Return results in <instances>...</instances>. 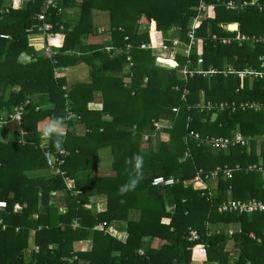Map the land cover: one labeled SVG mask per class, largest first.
<instances>
[{"label":"trees","instance_id":"1","mask_svg":"<svg viewBox=\"0 0 264 264\" xmlns=\"http://www.w3.org/2000/svg\"><path fill=\"white\" fill-rule=\"evenodd\" d=\"M45 1L0 0V35L8 36H0V123L22 106L13 135L20 136L0 139V199L7 202L0 264H264V211H219L229 200L264 202V141L254 139L264 134V42L253 39L264 34V0H60L61 10L49 8L45 21L61 26L38 49L29 38L43 23L37 15ZM200 3L213 5L212 13ZM66 10L74 17L65 19ZM197 18L188 53L174 50L173 38L190 42ZM230 22L239 31L224 26ZM58 68L86 75L70 82ZM54 118L63 121L59 148L41 138ZM102 147L111 150L112 173L95 175ZM156 176L175 182L152 186ZM99 202L106 204L101 213L85 208ZM115 219L127 222L124 242L92 229ZM216 221L224 229L240 221L242 230L211 233ZM88 238L89 251L73 250L75 240Z\"/></svg>","mask_w":264,"mask_h":264},{"label":"built area","instance_id":"2","mask_svg":"<svg viewBox=\"0 0 264 264\" xmlns=\"http://www.w3.org/2000/svg\"><path fill=\"white\" fill-rule=\"evenodd\" d=\"M60 2V0H46L44 3V12H41L40 14L37 15V18L39 20H41L43 23L42 25L37 27V33L31 34L30 38H29V44L32 46H35L38 49L41 48H45V40H46V35L47 32H49V35H52V33H50V30L55 26V25H60L59 23H57L56 21H54L55 23L49 22V21H45V20H49L46 15L45 12L49 9V8H56L58 9V11H60L61 9L58 7V3ZM228 6L231 8H234V4L232 2L228 3ZM199 7H201L202 9H213V5H208L206 8L205 6L200 3ZM200 22V18L194 19L193 23L191 25L190 30L188 31V37L190 39V42L188 43H182L179 38L175 37L171 40V44L170 46L174 49L177 50L179 49V46H182V52L183 53H188L193 41H194V29L197 27L198 23ZM61 26V25H60ZM28 31H33V29H29ZM1 37L4 38H8L7 35H0ZM255 42H264V34L263 35H259L258 37H253ZM38 40V41H35ZM31 41L38 43L39 45L42 43V47H37L36 45H33L31 43ZM151 46H155L154 41H152V44H150ZM150 45H147L145 43L141 44L142 48H149ZM171 47H169L167 44H163L162 48L165 52L169 53V54H173V49H171ZM46 53L49 57H53V54L55 53L54 50L46 48ZM198 62L201 63L202 59H198ZM200 67V65H199ZM201 69V68H199ZM213 71V70H211ZM210 71V72H211ZM56 75L57 76H64L65 74H67V68H58L55 70ZM262 77V75H260ZM15 112L17 114H20L22 112V106L16 107ZM11 117V115H9ZM1 118V116H0ZM243 140L242 137L237 134L235 136V142H239ZM243 143V141H241ZM218 143L220 144L221 147H224V140H219ZM197 179V177L195 178ZM175 182L174 179L172 178H166L163 176H156L155 178L152 179L151 185L152 186H169V185H173ZM7 206V202L6 200H0V210L4 209ZM16 209H21V206H15ZM219 211H236V212H246V213H252L255 211H264V202L258 201L254 198L249 199L247 201H240V200H229L228 202L222 204L219 208ZM0 222H2V219L0 218ZM103 225H105V223H102ZM189 238L191 240H196L199 238V233L197 230L195 229H190L189 231ZM200 253H205L206 252V247L204 245H200L198 248ZM192 264V263H191ZM193 264H221L217 261H195L193 262Z\"/></svg>","mask_w":264,"mask_h":264},{"label":"crops","instance_id":"3","mask_svg":"<svg viewBox=\"0 0 264 264\" xmlns=\"http://www.w3.org/2000/svg\"><path fill=\"white\" fill-rule=\"evenodd\" d=\"M256 2H257V0H250L248 3L249 4H254ZM68 13H69V17L70 18L74 17L73 11L69 10ZM209 13H212V12L210 11ZM101 17H102L101 25H104V27H106V24H107V21H108L106 13L101 12ZM65 19H68V18H65ZM230 23H237V22H230ZM228 24H225L224 26H226ZM237 24H238V30L237 31H239V23H237ZM151 27H152V30L150 32L153 33V38H154L156 36V34H155L154 30H153L154 29V25L153 26L151 25ZM141 29L142 30L146 29V26H142ZM99 31H102V28L99 29ZM228 31H230V30H228ZM102 38H103L102 40H107V38H105V37H102ZM166 39H170V33H169V35H168V37ZM165 56L166 57H171V54L165 52ZM65 75H66L68 81H70V82H73V81L79 79L78 78L79 74L77 73V70H75L73 68L72 69L70 68L69 73L65 74ZM71 118H72V120L75 119L74 117H71ZM20 121H21V119L18 117V118L9 120L5 124H3L2 128H0V137H1L0 139L4 141V140H8V139H16V138H18L20 136V133H19V135H16V136H13V135H14V133H18V131L20 132V130H19L20 129ZM77 130H78V132H77L78 134L77 135H83L84 134L85 130L80 125H78V129ZM254 139H257L259 142L260 141H264V134L258 135V137L255 136ZM97 162H98V158H97ZM259 167H261V165ZM247 170H253V169L247 168ZM93 173L95 175L110 174V172L108 170H102V168H101V172H99L97 165H96V170H94ZM82 175L84 176V174H82ZM68 185H69V187H71V186H73V183L69 182ZM212 186H214V188L217 189L216 185L212 184ZM57 197L58 196H57V194L55 192H51L49 200H48V205L49 206H55L56 205V201H57ZM252 198L256 199V197H252ZM2 200H5V199H2ZM224 203H226V202H224ZM105 207H106V204L104 202L92 203V204H89V205H87V204L85 205V208L90 210V212H89L90 214L101 213V212H98V211L103 210ZM66 210H67L66 207L60 206L59 207V211L60 212H58V213L64 214L66 212ZM224 212L246 214L248 216H251L254 213V212H252V213H246V212L240 213V212H236V211H223L222 213H224ZM218 213H220V212H218ZM34 216L37 217V214H34ZM78 222H79L78 220H73V222L71 224L72 228L80 227ZM103 222L104 221L96 222L95 225L92 227V229L93 230H97V231H104V232L108 233L109 235H111L116 240L121 241V242H124L127 239V236H128V232H127V229H126L127 228V222H125L124 220H120L119 221V220H116V219L113 222H111V223H106L105 225L102 224ZM217 222L218 221H216V223L212 224V226H214L213 228L209 229V231L211 233H217V232H220L222 229H224V228H219V227L222 226V224H217ZM241 226H242L241 222L237 221V222H234V224L232 226H229L227 229H224V230H225V232L227 231L229 234H232V232L241 231L242 230ZM46 228H47V226H43V227H40L38 229H46ZM35 232H36V230H34V229L31 230V239H32V237L34 238ZM263 233H264V229H263ZM249 235L252 236V237H255L256 233L253 230H250L249 231ZM92 244H93L92 243V239H90V238H88V239H79V240H75L73 242L72 248H73L74 251H89L92 248ZM227 264H229V263H227Z\"/></svg>","mask_w":264,"mask_h":264},{"label":"clouds","instance_id":"4","mask_svg":"<svg viewBox=\"0 0 264 264\" xmlns=\"http://www.w3.org/2000/svg\"><path fill=\"white\" fill-rule=\"evenodd\" d=\"M9 115H11V117ZM18 117L20 118L19 114H17L16 112L14 114L8 113L5 116V120L3 121V123H6L9 118H10V120H12V119H15ZM62 124H63L62 119L54 118L49 123H47L46 126L43 127L42 131L40 129H38V131H41V138L44 140L45 143H47L50 139L54 138L55 146L57 148H59L61 146L62 137L64 136V132L62 131ZM142 164H143V157L140 155H137L135 157V168L137 170H139L142 167ZM136 182H137V180H135V179L132 180L130 187H134ZM127 187H129V186L122 187L121 192L126 191Z\"/></svg>","mask_w":264,"mask_h":264},{"label":"rangeland","instance_id":"5","mask_svg":"<svg viewBox=\"0 0 264 264\" xmlns=\"http://www.w3.org/2000/svg\"><path fill=\"white\" fill-rule=\"evenodd\" d=\"M210 10H212V9H208L209 12H210ZM68 12H69V10H66V12L63 14L64 18H70ZM96 20H97V22H100L99 19H96ZM92 40L101 42V36L94 37ZM35 41H38V40H35ZM31 43L33 45H36L37 47H40V48L42 47L41 46L42 43L40 45L38 43H36V42H33V41H31ZM55 44H57V42ZM83 72L84 73H81V74L78 75L79 76L78 78L80 80L83 77H85V75H86V71H83ZM95 96H96V100L97 101L100 100L101 97H100L99 93H96ZM3 124H5V123H3ZM3 124L0 123V126H1L0 128H2ZM143 140H144V138H143ZM5 141H7V140H5ZM111 162H112L111 150L108 147H102L101 149H99L98 162H97L98 171L101 172V168H102V170H108L110 173H112ZM31 245L33 246L32 243H31ZM29 250H30V248L25 250L26 256L29 254ZM198 253L199 254H205V253H200L199 250H198Z\"/></svg>","mask_w":264,"mask_h":264},{"label":"water","instance_id":"6","mask_svg":"<svg viewBox=\"0 0 264 264\" xmlns=\"http://www.w3.org/2000/svg\"><path fill=\"white\" fill-rule=\"evenodd\" d=\"M237 26H238L237 23H229L227 27L230 28V29H236Z\"/></svg>","mask_w":264,"mask_h":264}]
</instances>
